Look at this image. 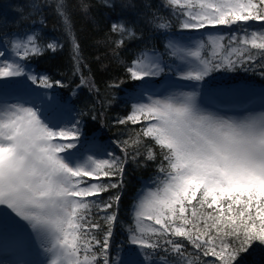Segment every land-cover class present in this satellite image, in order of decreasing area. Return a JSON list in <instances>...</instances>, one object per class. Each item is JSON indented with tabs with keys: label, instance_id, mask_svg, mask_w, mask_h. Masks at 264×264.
Wrapping results in <instances>:
<instances>
[{
	"label": "snow or ice",
	"instance_id": "obj_1",
	"mask_svg": "<svg viewBox=\"0 0 264 264\" xmlns=\"http://www.w3.org/2000/svg\"><path fill=\"white\" fill-rule=\"evenodd\" d=\"M100 2L109 14L119 11L109 25L116 36L114 51L127 42L144 41L143 34L138 35L141 19L157 29L170 26L149 11L148 0L140 6L132 0ZM166 4L183 30L235 26L242 33L209 34L195 50L172 46L178 58H194L187 70H181L182 80L200 82L220 70L247 71L257 66L264 75V0H166ZM47 6L48 0L40 7L31 4L37 15ZM93 6L91 0H79L77 7L92 19ZM55 11L71 33L66 0H58ZM25 13H29L27 3L14 14L22 26L29 18ZM250 22H258L260 29L250 30ZM11 35L8 20L0 18V44ZM71 39L74 70L81 73L80 45L74 36ZM40 40L27 35L10 41L16 57L11 61L0 50V78L26 77L33 84L39 79L49 89L54 84L63 87L62 81L27 73L24 64L17 62L63 47L52 41L45 48ZM209 45L213 55L202 57L201 50ZM126 71L132 79L144 80L165 69L153 52L138 56ZM79 86L99 92L83 74ZM116 123L141 125L134 137L118 142L123 156L109 152L107 159L88 156L72 163L62 153L76 148L79 121L56 130L30 107L4 106L0 110V228L17 226L14 217L27 222L48 254V264H112L109 247L119 222L125 165L129 158L137 162L143 156L145 162L159 161V180L155 190L135 204V226L128 229L130 244L141 251L133 249L121 264H240L255 243L264 245V111L226 118L200 109L194 93H182L163 99L150 96ZM104 193L109 195L105 198Z\"/></svg>",
	"mask_w": 264,
	"mask_h": 264
},
{
	"label": "trees",
	"instance_id": "obj_2",
	"mask_svg": "<svg viewBox=\"0 0 264 264\" xmlns=\"http://www.w3.org/2000/svg\"><path fill=\"white\" fill-rule=\"evenodd\" d=\"M42 2L43 0H0V18L8 20L12 32L11 36L3 37L2 45L6 47L13 60L16 57L10 47L12 40H23L27 35H36L41 37L38 42L45 48L47 42L59 43L63 47L55 53L46 50L39 57L27 61L17 60V62L24 64L27 73L34 74L38 78L47 76L53 82L62 81L64 86L54 84L49 89L42 86L39 79L33 84L26 77L3 78L0 80V96L4 95L6 90L20 94L19 92L25 93L32 89L39 92L41 98L48 99V104L41 107L40 111L45 117L43 120L51 127L58 130L60 124L73 125L79 121L81 135L75 141L76 148L62 153L73 163L83 162L88 156L107 159L109 152L123 156L120 148L117 147L118 142L134 137L141 125H118L116 121L130 114L133 105L143 103L147 99L146 94H153L166 83L179 82L177 67L181 64L182 58L172 54L173 45L191 38L199 42L207 41L208 34L221 33L225 37L242 34L235 26L231 29L220 26L219 29L183 30L179 27L176 15L167 6L166 0H148L152 5L149 11L156 13L157 17L164 18L170 26L166 29H157L141 19L138 35L142 33L144 41L133 40L127 42L126 47L114 51L116 36L109 32V25L119 16V11L109 14L104 10L100 0H91L94 5L90 9L93 18L86 19L78 10L79 0H66V8L70 13L72 24V31L68 33L64 29L63 19L59 18L55 11V3L58 0H48V6L42 9L43 14L37 15L31 4L35 3L40 7ZM143 2L144 0H132L137 6ZM25 3L29 5L30 15L25 13L29 18L22 26L21 20L14 14L17 8L23 7ZM161 4L165 6L160 7ZM32 16L35 19H32ZM42 19L45 21L44 25L40 23ZM250 23V30L260 29L258 22ZM72 36L80 45L81 73H76L74 70ZM153 52L165 71L152 81L132 79L126 71L127 66H130L138 56L144 53L151 56ZM212 55L211 45L201 51L202 57ZM81 74L93 81L99 92L80 87ZM188 83L194 85L196 102L207 96H213L223 104L243 103L248 99L264 95V75L261 74L258 66L247 71L243 68L231 72L220 70L205 77L203 81H188ZM110 85L118 86L110 87ZM93 114H97L96 119L92 118ZM129 151H134V148H130ZM69 153L72 155L69 156ZM158 163L159 161L145 162L144 157L141 156L137 162L129 158V162L125 165L124 187L118 209L119 222L114 229L109 247L112 264H121L127 260L129 252L133 249L136 251V247L128 240V229L135 226V204L147 194L144 193L146 189L154 191L156 188L159 180ZM102 179L107 180V178ZM91 182L93 181H89ZM102 195L106 198L109 193ZM240 264H264V245L255 243L252 249L242 256Z\"/></svg>",
	"mask_w": 264,
	"mask_h": 264
},
{
	"label": "rangeland",
	"instance_id": "obj_3",
	"mask_svg": "<svg viewBox=\"0 0 264 264\" xmlns=\"http://www.w3.org/2000/svg\"><path fill=\"white\" fill-rule=\"evenodd\" d=\"M220 34L221 33L212 35ZM199 43V41L191 38L189 40L185 39L181 42H177L173 46L186 50H195ZM0 50H3L6 53V58L8 60L12 59V56L2 44H0ZM193 61L194 58H182L181 64L177 67V73L179 74V80H177L179 81L177 82L178 84L171 83L166 85L160 91L157 90L153 94H146L147 99L143 103H147L150 96L154 99H163L170 95L193 93V88L189 87L187 84L188 81L180 78L181 70H187L188 67L192 65ZM1 79L3 78H0V80ZM145 79L152 81L155 77H147ZM19 93L20 94L6 90V92L3 93L4 95L0 96V110H2L6 105H23L24 107H30L34 111H37L42 119L45 118L43 117V113H41L40 108L48 104V99L41 98L40 93L32 89L26 91L25 93ZM255 103L256 106L258 105L256 108L249 110L244 114H237L226 109L218 110L216 104L220 105V102L210 96L196 102L198 107L206 113H214L222 117H231L235 119H239L250 114H258L264 111V97L257 99ZM71 126V123H64L60 124L58 129ZM14 219L16 220L17 226L0 228V264H48V254H46L40 247L30 225H28L25 221H21L18 217H14Z\"/></svg>",
	"mask_w": 264,
	"mask_h": 264
}]
</instances>
